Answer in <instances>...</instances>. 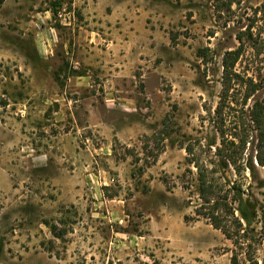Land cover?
I'll use <instances>...</instances> for the list:
<instances>
[{"label":"rangeland","instance_id":"obj_1","mask_svg":"<svg viewBox=\"0 0 264 264\" xmlns=\"http://www.w3.org/2000/svg\"><path fill=\"white\" fill-rule=\"evenodd\" d=\"M261 102L264 0H0V264H231V240L184 215L194 162L237 178L213 164L222 127L247 139L263 235ZM255 247L264 264V236Z\"/></svg>","mask_w":264,"mask_h":264},{"label":"trees","instance_id":"obj_2","mask_svg":"<svg viewBox=\"0 0 264 264\" xmlns=\"http://www.w3.org/2000/svg\"><path fill=\"white\" fill-rule=\"evenodd\" d=\"M241 50L240 45L232 50L225 51L222 58L221 93L216 112L219 114L228 103V92L231 88L233 66ZM248 95L245 96V99ZM222 109V110H221ZM250 120L256 130V144L254 160L258 165H264V103H255ZM221 139L215 146V155L218 159L213 162L221 168L231 167L237 178L225 181L214 177L215 168L207 167L194 162L197 173V192L200 202L194 208V217L184 215V220H193L203 217L215 228L220 229L233 244L230 257L231 264H241L239 254L243 253L247 264H258L255 258V246L262 240L261 232L252 226L257 212L255 204L249 197H245L241 176L247 169L253 171V158L249 162H242L238 153H243L247 139L236 135V141L225 137L222 127H218ZM219 178V179H218ZM53 232V231H52Z\"/></svg>","mask_w":264,"mask_h":264}]
</instances>
